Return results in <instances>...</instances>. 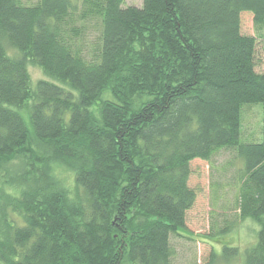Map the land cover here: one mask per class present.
Segmentation results:
<instances>
[{
  "label": "trees",
  "instance_id": "obj_1",
  "mask_svg": "<svg viewBox=\"0 0 264 264\" xmlns=\"http://www.w3.org/2000/svg\"><path fill=\"white\" fill-rule=\"evenodd\" d=\"M124 4L0 0V264H171L191 164L220 151L258 227L243 264H264V72L241 26L264 31V0ZM246 105L257 142H241Z\"/></svg>",
  "mask_w": 264,
  "mask_h": 264
},
{
  "label": "rangeland",
  "instance_id": "obj_2",
  "mask_svg": "<svg viewBox=\"0 0 264 264\" xmlns=\"http://www.w3.org/2000/svg\"><path fill=\"white\" fill-rule=\"evenodd\" d=\"M142 4L143 0H125L123 7L142 8ZM241 26L243 33L257 38V70L264 72V31H257L249 14L242 15ZM89 30L80 37L88 59L98 43V33L93 31L94 28ZM28 70L33 82L44 79L38 68L31 65ZM243 109L241 125L245 141L241 137V142H257L262 107L246 105ZM233 158L231 152L220 151L209 162H192L190 185L197 192V200L186 216L185 235L189 239L172 235L174 257L171 264H208L213 254V264H243L245 250L254 246L258 227L254 222L242 220L239 216L240 185L237 170L240 164Z\"/></svg>",
  "mask_w": 264,
  "mask_h": 264
}]
</instances>
